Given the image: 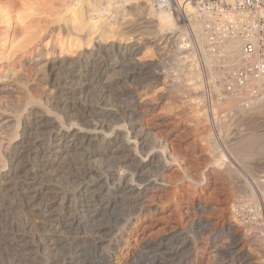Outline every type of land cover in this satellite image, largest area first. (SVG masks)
Listing matches in <instances>:
<instances>
[{
	"label": "bare ground",
	"instance_id": "1",
	"mask_svg": "<svg viewBox=\"0 0 264 264\" xmlns=\"http://www.w3.org/2000/svg\"><path fill=\"white\" fill-rule=\"evenodd\" d=\"M185 1L177 2V8L188 19L189 29L201 48L209 36L203 26L211 19L208 15L198 19L195 8L189 2L184 5ZM147 2L141 1L142 9L147 8ZM110 3L114 5L110 6L113 7L109 11L112 14L107 13V5L104 8L95 0L69 1L67 17L63 19L65 31L69 32L71 24L67 19L74 17L78 7L87 22L98 26L93 32L94 45L74 55L54 56L46 62L44 67L48 71L51 93L39 100L38 108L27 109L19 116L16 114L18 118L14 117V129L8 134L7 143L3 148L0 144V217L15 211L28 215L35 213L39 218L37 223L29 218L20 230H17L20 228L18 224L15 229L12 223L15 220L10 219L12 222L8 221L9 225L4 226L8 230L1 229L0 260L4 256L6 261H0V264H34L36 261L39 264H157L163 260L165 264H256L258 261L250 249L260 247L258 251L262 253L264 236L241 234L242 231L227 217V198L217 208L208 205L216 191L217 180L211 174L213 171L206 172L209 165L203 167V176L198 172L201 179H192L198 188L205 181V189L197 193L192 189L195 195L191 200L180 198L182 207L178 219L166 223L157 220V207L152 198L163 191V173L170 165L181 163L172 158V150L179 152L183 148L172 145L173 140L171 143L169 137L174 130L167 129L164 119L153 122L150 128L142 126L140 114L136 111L142 102H137V91L125 88V84L137 82L139 78L145 81L152 78L159 82L161 74L151 72L150 61L142 62L137 58L143 46L151 44L148 34L143 42L133 36L124 41L119 39V29L125 25V19L117 24L113 22V16L121 11L117 4ZM148 15L147 23H151V29L156 27L157 40L166 44L176 36L178 31L170 13L161 8L155 15L151 12ZM105 32H110V36L103 41L101 38ZM213 44L214 48L209 46L210 49L203 50L206 64L216 60L217 55L213 51L217 50L232 68L243 67L241 38L227 36L220 43ZM157 75L158 78L155 77ZM260 86H264V76L251 78L243 87L228 94L237 98ZM216 91L219 92L218 87ZM255 103L258 107L264 106V96L261 102L255 100ZM157 128H164L160 137L152 131ZM149 140H153L154 150L150 149ZM251 144L247 142L244 145L246 147L239 152L240 159L254 154L248 147ZM257 145L264 149V144ZM184 150L188 152V149ZM186 155L188 153L182 157ZM248 187L252 196L253 188ZM186 194L189 196V192ZM181 195L185 196L184 193ZM221 196L226 195L222 193ZM150 198L151 202L148 201ZM11 214L8 215L13 216ZM98 217L110 220L107 225L96 227L93 224L96 221H93ZM91 224L94 226L90 237L81 236L76 240V247H80L77 251L88 243L90 252L72 254L57 262L53 253L61 244L60 235L65 234L64 231L84 230ZM35 225L40 227L41 234L37 240H29L31 232L27 230ZM60 254L62 256V252ZM219 254L226 255L221 263L214 260ZM81 257L84 259L78 261ZM88 257L96 261L91 262ZM262 258L261 255L259 261L263 264Z\"/></svg>",
	"mask_w": 264,
	"mask_h": 264
},
{
	"label": "rangeland",
	"instance_id": "2",
	"mask_svg": "<svg viewBox=\"0 0 264 264\" xmlns=\"http://www.w3.org/2000/svg\"><path fill=\"white\" fill-rule=\"evenodd\" d=\"M69 1L0 0V142H3L0 144L2 148L7 143L6 140L9 138V133L14 129L15 118H18L17 116L24 113L27 109L38 108L39 105L37 103L39 100L45 99L47 94L51 93L52 89L47 80L48 71L44 67L46 62L54 56L74 55L81 49L90 48L94 45L95 37L93 32L98 26L93 22H87L85 14L78 7L75 9L74 17L67 19L69 24H71V30L69 29V32L65 31L63 19L67 17L65 13ZM95 1L102 3L104 8L107 5L105 9L108 14H112V11H109L113 7L110 6H114L110 2L118 5L121 13L113 16V22L117 24L122 21V18L125 19V25L119 29L121 33L120 40L124 41L133 36L137 41L143 42V39L147 38V34L148 37L150 36L151 44L143 46L137 58L139 61L144 62V60H147L152 63L151 72H160L158 74H161L159 75V82L152 78L146 81L143 78H139L137 79L138 83L135 81L127 82L125 88L129 87L138 93L137 102H142V104L137 106L136 111L138 113H136L140 114L142 126L150 128V124L153 122L164 119V123L168 126L167 129L174 130L172 136L169 137L171 143L173 140L172 145L180 149L183 148L179 152L172 150V158L178 163L181 162L180 166L174 164L169 166L163 173L165 180L163 182V191L158 193L159 196L157 194L156 198H152L153 200L151 198L148 200L150 202L152 200V203L157 207V220L160 223H166L178 219V213L182 207L180 198L191 200V197L195 195L194 193H197L200 189H205L207 185L205 181L201 183V186L205 184L198 188L194 186L196 184H194L193 180L201 179L202 177L198 174L201 173L203 176L205 166L209 165L208 168H205L206 172L213 171L211 174L217 180L214 186L216 194L213 193V197H211L212 195L210 196L212 202H209L210 198L207 202L208 205L212 208H217L222 206V200L224 201L227 198L225 200L226 202L228 201L226 203L227 206L225 204L228 210L227 217L242 231L241 234L258 233L264 236L263 214L261 212L264 199V149L259 148L257 145V143L264 144V106L262 108L255 105L259 103H255V100L261 102L264 96V86L253 88V92H247V94L237 98L229 96L226 91V84L231 70L236 67L232 68V65L227 63L223 54L217 50L216 52L213 51L217 55L215 60L217 62L213 61L210 65L205 63L204 52L210 49V45L207 41L200 48L196 43L191 29H189L188 19L183 17L177 8V2L181 0H166L167 3L162 4L159 10L153 7V0H148L146 9H142V0ZM195 1L187 0L184 5L189 2V5L194 7ZM149 6L152 7L148 8ZM161 8L171 14V18L173 17L172 21L174 20L173 22L175 23L174 28H177L176 30L178 31L176 36L171 38V40L169 39L166 44L157 40L155 37L156 27L151 29V23H147V21L149 22L148 13L151 12L155 15ZM197 18L202 19L198 15ZM154 23L152 22V24ZM151 32L154 35H149ZM109 36L110 32H105L101 39L105 41ZM151 36L154 37L152 38ZM155 77L158 78V75ZM216 87L219 88V92L216 91ZM16 114L18 115L16 116ZM152 131L156 132L158 137H160L164 128H157ZM6 134L9 135L7 136ZM174 134L178 135V137H175L176 135L174 136ZM153 140H149L150 142L148 143L151 150L155 147ZM247 142L252 143L248 147H251L249 150H252L254 154L242 160L239 152L243 150V147H246L244 145ZM184 149H188V152ZM193 149L195 150L193 151ZM184 153H188V156L182 157ZM1 166L2 163L0 168ZM202 168L203 173L201 172ZM199 171L200 173H198ZM166 183L169 184L167 185ZM62 185L68 187L65 183ZM248 186L253 188L251 189L253 190L252 196L250 195L251 192L248 191V188H250ZM188 192L189 196L186 194ZM221 192L226 196H221ZM182 193L185 194L184 197L181 195ZM216 202L219 203L216 204ZM114 212H117V210ZM11 213H4V217H0V220L3 218L0 221V232L1 229H4L3 231L8 230V227H4L6 224L7 226L9 225L8 221L11 223L14 220L15 222L19 220L16 223L12 222L15 227L17 224V227L20 226L18 229L17 227L15 228L17 230L22 229L21 225L29 222V220L31 221V219L36 221L34 223L39 221L38 216L34 215L35 213H29V215L25 212L17 213L12 211ZM8 216L9 218H7ZM15 216L17 217L15 218ZM33 216L34 218H31ZM108 220L110 219L107 217H101V219L98 217L93 221H96L93 224L96 227L102 226V224L105 226ZM93 224L88 226V229L86 228L88 231L86 229L64 231L66 235L64 233L60 235L61 244L55 250L57 253H53V257H55L57 262L59 261L60 263L61 259L70 257L72 254L81 253L82 255L90 252L89 250L91 249L88 243H86V247H82L81 250L77 251L80 247H76L78 243L76 240L82 238L81 236L86 237L88 235L90 237ZM35 227H38V231H36ZM33 229L27 230L28 233L31 232L33 234H28L29 240L33 238L37 240V236L41 234L38 225H35ZM72 233H75L74 236ZM71 237L72 242L70 241ZM65 243L66 246L64 245ZM70 247L71 249L73 248L72 251ZM263 249L261 250L262 253L258 251L260 247L254 246L250 249V252H253L252 255L254 254L253 257L259 262H256V264L261 263L259 261L261 255L264 264ZM67 250H69L68 253H66ZM223 256L224 254H219L216 257L218 260L214 259L215 262L221 263L223 259H226V255ZM3 258L4 256L0 261H6V257ZM83 259L81 257L78 261ZM87 260L96 261L92 257H88ZM37 262H34V264ZM165 263L163 260L162 263L157 264Z\"/></svg>",
	"mask_w": 264,
	"mask_h": 264
},
{
	"label": "built area",
	"instance_id": "3",
	"mask_svg": "<svg viewBox=\"0 0 264 264\" xmlns=\"http://www.w3.org/2000/svg\"><path fill=\"white\" fill-rule=\"evenodd\" d=\"M163 2L167 3L153 0V7L159 10ZM194 7L199 17L208 15L211 19L203 28L212 48L227 36H238L243 42V67L232 69L226 84L228 93L251 78L264 76V0H196ZM261 212L264 228V199Z\"/></svg>",
	"mask_w": 264,
	"mask_h": 264
}]
</instances>
